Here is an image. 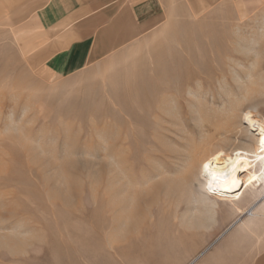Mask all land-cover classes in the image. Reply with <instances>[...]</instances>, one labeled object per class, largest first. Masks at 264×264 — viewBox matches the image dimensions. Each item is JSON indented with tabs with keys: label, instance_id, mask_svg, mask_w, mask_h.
Wrapping results in <instances>:
<instances>
[{
	"label": "rangeland",
	"instance_id": "obj_1",
	"mask_svg": "<svg viewBox=\"0 0 264 264\" xmlns=\"http://www.w3.org/2000/svg\"><path fill=\"white\" fill-rule=\"evenodd\" d=\"M26 4L0 0V264H188L238 214L200 167L252 143L246 110L264 117V13L168 5L142 37L55 75ZM245 220L196 264H264V216Z\"/></svg>",
	"mask_w": 264,
	"mask_h": 264
},
{
	"label": "crops",
	"instance_id": "obj_2",
	"mask_svg": "<svg viewBox=\"0 0 264 264\" xmlns=\"http://www.w3.org/2000/svg\"><path fill=\"white\" fill-rule=\"evenodd\" d=\"M234 2L254 13H264V0H25L43 36L39 50L45 55V68L55 75L80 71L93 59H102L142 37L162 21L168 5L184 3L197 9V5ZM251 224L238 225L231 231L238 234L249 230ZM224 236L222 233L212 242L211 249L200 258L193 255L190 264L210 253ZM213 259L218 255L208 264Z\"/></svg>",
	"mask_w": 264,
	"mask_h": 264
},
{
	"label": "bare ground",
	"instance_id": "obj_3",
	"mask_svg": "<svg viewBox=\"0 0 264 264\" xmlns=\"http://www.w3.org/2000/svg\"><path fill=\"white\" fill-rule=\"evenodd\" d=\"M243 120L246 123V131L251 133L252 143L248 146L237 145L230 152H226L223 146H220L203 158L200 167L211 196L229 200L239 214L222 232L225 235L238 225H248V221L245 220L247 217L264 216V117L258 115L255 107H251L245 111ZM254 147H258L259 150H255ZM261 184L263 187L257 191L256 188ZM244 189L250 192L252 190V193L255 189L254 193L258 194L256 201L246 210L238 203L239 198L248 192ZM115 205H118L117 198ZM129 215L134 213L131 212ZM212 246L213 243H209L207 247L202 248L196 255L197 258L207 253ZM193 259L188 261V264L193 262Z\"/></svg>",
	"mask_w": 264,
	"mask_h": 264
}]
</instances>
